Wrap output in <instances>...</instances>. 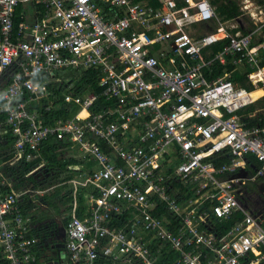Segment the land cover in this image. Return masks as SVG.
I'll use <instances>...</instances> for the list:
<instances>
[{
    "label": "built area",
    "instance_id": "1",
    "mask_svg": "<svg viewBox=\"0 0 264 264\" xmlns=\"http://www.w3.org/2000/svg\"><path fill=\"white\" fill-rule=\"evenodd\" d=\"M239 11L221 20L209 0H0L7 264H37L19 201L43 190L11 188L1 166L38 156L46 140L75 161L55 185L71 189L63 264H264V215L242 198L264 182V18L249 0ZM81 70L108 105L90 111L98 94L74 92ZM55 90L78 110L45 123L32 106L48 112Z\"/></svg>",
    "mask_w": 264,
    "mask_h": 264
},
{
    "label": "trees",
    "instance_id": "2",
    "mask_svg": "<svg viewBox=\"0 0 264 264\" xmlns=\"http://www.w3.org/2000/svg\"><path fill=\"white\" fill-rule=\"evenodd\" d=\"M144 1L149 4H154V0H144ZM256 2L262 4L263 1L256 0ZM209 3L211 6H213L214 11L218 14L221 20L232 18L241 13L239 11L237 0H209ZM16 21L17 18H14V22ZM245 21L247 23V27L251 28L252 24L250 23L248 18L245 17ZM242 31H245V29H242ZM212 48L215 49L216 46H212ZM231 77L232 79H235L233 73L231 74ZM93 78H94V72L91 70H84V71L81 70L77 72V78L74 81V84H76L77 86H75L74 92H78L81 94L87 91H91L93 93L98 94L99 88L96 87ZM62 91L64 92L66 90L63 88ZM53 94L55 96L54 103L49 108L48 112L42 111V109L39 107V104L42 101L34 103V105L32 106L38 112L41 113L42 119L45 123L50 122L51 120H53V118L56 117L69 118L78 110V106L71 103L63 104L61 106V102H59L61 98V92L59 90L53 91ZM96 96H97L95 98L96 101H94L89 108L90 111H95L110 103L108 101H104L99 94ZM1 120H2V115L0 114V121ZM11 143H12V136L9 134L8 131L5 130V132L2 133V140H0V162L6 161L10 157ZM59 147H60L59 142L46 140L40 145L38 149L39 152L38 156L26 161L24 159H18L17 161L11 164L6 163L2 165L1 169L5 174V176L7 177V179H9V181L11 182V188L15 189L20 184H24L26 182H30L34 187H39L35 177H33L31 173L29 174V170L31 167L39 164L40 161H44L42 167H44L46 171L49 172L53 169L57 170L56 173L50 174L51 179L56 178L58 182H63L69 179L72 173L70 171L71 170L70 166H72V164H75L74 163L75 161L71 157H62L58 159L56 155V151ZM39 171L41 170L39 169ZM58 172H63V174L58 175L59 174ZM52 190L57 194L56 201L60 202L64 206V210H68L69 201H70V192H71L69 185L63 183L61 185L55 186ZM76 195L79 202L80 200L79 192ZM42 200H44L45 202L46 201L49 202L46 199V196H43ZM49 204L52 203L49 202L48 205ZM80 204L81 202L78 204V206ZM31 206H32L31 203H29L25 199L19 201V208L21 214H25L26 212H28ZM76 212H78L77 209ZM0 264H7V262L3 258H0Z\"/></svg>",
    "mask_w": 264,
    "mask_h": 264
},
{
    "label": "rangeland",
    "instance_id": "3",
    "mask_svg": "<svg viewBox=\"0 0 264 264\" xmlns=\"http://www.w3.org/2000/svg\"><path fill=\"white\" fill-rule=\"evenodd\" d=\"M251 3H258L256 2V0H249ZM262 4H261V14H260V19L264 18V0H262ZM238 2V6H241L242 0H237ZM245 17H248V14L243 13L242 16H240L239 18L245 21ZM259 17V16H258ZM237 20V19H236ZM71 73V71L69 69H58L54 71V76H56L57 79L61 80L62 82L66 81V79L70 76L69 74ZM73 75V73L71 74ZM77 75H74L73 78H76ZM53 79H50V82L52 83ZM75 80V79H74ZM56 155L58 157H61L63 154L59 155V152L57 153L56 151ZM41 163H44V161H41ZM39 169L41 171H39ZM57 170L53 169L51 171H46L44 169V167L42 166H38L37 168H34L31 171V174L33 175V177H35L36 182L38 183L39 187H34L30 182H26L27 186L30 187L33 190H43L41 191H37L35 193L31 194V197L33 198L34 201V212L35 213H40L41 211H46L48 209V211L50 213L55 211H58V201H56V193L52 190L56 183L58 182L56 178L51 179L50 178V174L56 173ZM58 175L63 174V172H58ZM73 176L76 177V174L73 173ZM260 185V187H259ZM258 185V181L255 183L254 187L249 188V186H245L246 187V191L245 193L242 195L243 200L248 203L250 206H252L253 212L255 214H263L264 213V201L259 199V196L261 197V194L259 192V189L261 190L264 187V182H260ZM249 189V190H248ZM46 196V199L51 202L52 204H49V202H45L44 200H42V197ZM254 197V198H253ZM38 204H41L43 206H46L47 209L42 208L40 206H38ZM43 224H40V229L44 228Z\"/></svg>",
    "mask_w": 264,
    "mask_h": 264
},
{
    "label": "crops",
    "instance_id": "4",
    "mask_svg": "<svg viewBox=\"0 0 264 264\" xmlns=\"http://www.w3.org/2000/svg\"><path fill=\"white\" fill-rule=\"evenodd\" d=\"M249 187H254V185H249ZM25 200L32 205L29 211L23 215L29 218L31 233L37 238V243L33 247V251L37 257L36 263L63 264L65 254L62 247V232L60 226L62 224L63 216L66 213L64 206L58 202L59 210L55 211L53 214V212L50 213L48 211L46 206L38 204V206L47 210L35 213L33 198L31 197ZM260 215H264V213ZM40 224H43L44 228L40 229Z\"/></svg>",
    "mask_w": 264,
    "mask_h": 264
},
{
    "label": "bare ground",
    "instance_id": "5",
    "mask_svg": "<svg viewBox=\"0 0 264 264\" xmlns=\"http://www.w3.org/2000/svg\"><path fill=\"white\" fill-rule=\"evenodd\" d=\"M260 94H261V91H260L259 89H256V90L252 91L250 95H251L252 97H257V96H259ZM83 115H84L83 111H80L79 114H78L79 117H81V116H83Z\"/></svg>",
    "mask_w": 264,
    "mask_h": 264
},
{
    "label": "flooded vegetation",
    "instance_id": "6",
    "mask_svg": "<svg viewBox=\"0 0 264 264\" xmlns=\"http://www.w3.org/2000/svg\"><path fill=\"white\" fill-rule=\"evenodd\" d=\"M249 188H252V187H249ZM248 190H249V189H248ZM253 198H254V197H253ZM259 199L262 200L263 197H262V196H261V197L259 196ZM262 201H264V199H263ZM244 204L247 206V208H249L250 210H253V209H252V206H250V205H249L248 203H246L245 201H244Z\"/></svg>",
    "mask_w": 264,
    "mask_h": 264
},
{
    "label": "water",
    "instance_id": "7",
    "mask_svg": "<svg viewBox=\"0 0 264 264\" xmlns=\"http://www.w3.org/2000/svg\"><path fill=\"white\" fill-rule=\"evenodd\" d=\"M5 73H9V69H5ZM7 76H5L3 79H0L1 83H3L6 80Z\"/></svg>",
    "mask_w": 264,
    "mask_h": 264
}]
</instances>
